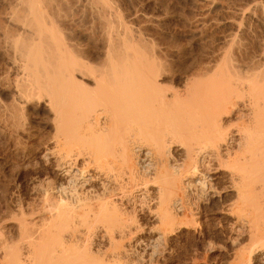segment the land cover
<instances>
[{"label": "bare ground", "instance_id": "1", "mask_svg": "<svg viewBox=\"0 0 264 264\" xmlns=\"http://www.w3.org/2000/svg\"><path fill=\"white\" fill-rule=\"evenodd\" d=\"M3 1L13 106L0 135L20 134L29 112L47 116L51 136L25 156L42 173L31 197L6 200L18 237L0 225V264H144L215 223L234 248L229 264H264V64L236 63L232 43L172 86L165 55L113 0ZM245 8L241 19L254 17ZM89 13L97 58L75 37Z\"/></svg>", "mask_w": 264, "mask_h": 264}, {"label": "rangeland", "instance_id": "2", "mask_svg": "<svg viewBox=\"0 0 264 264\" xmlns=\"http://www.w3.org/2000/svg\"><path fill=\"white\" fill-rule=\"evenodd\" d=\"M113 1L119 8L118 11H121L120 14H122L125 22L129 26L142 28L143 37L151 42L150 44L156 48L157 52L162 56L165 55L167 67L170 66L167 68L168 72H166L167 76L169 75L167 81L170 82L168 83L170 85L173 83L172 86H181L183 84L182 79L194 77L203 65H215L214 63L220 60L222 54L230 48L232 43H234L231 47L234 51L233 56L236 63L248 66L264 64L262 63L264 60V28L260 23V16L264 12L261 9L264 8V0H257V2L256 0ZM210 1L218 5L219 8L213 9ZM3 2V0H0V7L3 6ZM249 5L253 8L251 10H253L254 17L241 19V12L238 11L240 9L241 11L244 10L245 7V9L250 8ZM256 5L261 8H255ZM90 17L92 18V14H87L85 30L80 29L75 37L77 41L81 40L79 43L83 47H87L90 56L93 55L92 57L97 58L103 46L97 40L99 24L93 22V18ZM239 22H242V25ZM228 23L240 24L241 27L239 25V27L234 28L229 26ZM3 47L4 45L0 49L4 50ZM263 68L260 71H263ZM12 83L13 75L10 69L9 57L0 52V117L8 107L13 106L12 99L5 95L7 90L11 88ZM8 103L11 104L8 105ZM23 114H26V116ZM22 115L26 119L21 117V124L24 125L22 126L24 129L19 132L21 135L13 134L12 136V133L10 134V131L7 130H5L6 134L1 132L0 135V223L8 215L6 212V216H4V213L7 211L6 200L9 199L10 195H14L17 197L16 199L22 201L31 197L33 184L42 173L34 164L32 166L29 164V162H32L33 157L25 160V156L30 157L29 154L33 150H38L39 144H44L51 136V130L44 126V123L48 121L46 115L37 116L29 112L21 113ZM0 123L3 124L4 122ZM3 126L0 125V129H3ZM19 143L21 146L18 145ZM18 147H22V149L17 150ZM220 204L218 203L216 207H219ZM206 205H210V203L208 202ZM8 219L9 217L5 219V221L7 220L5 223L2 222L3 225H0L2 228L4 227L6 234L12 231L11 236H15V239H17L16 223L8 221ZM215 224L217 225V223ZM216 225L202 229V238L198 241L195 240L196 238L188 237L187 233H183V237H177L178 240L170 244L166 251L147 257L144 264H189L187 258L190 259L196 255L199 257L200 264H218L220 261L219 264H229L230 261L232 263L234 248L229 243V234L227 230L218 228ZM203 259L204 262H202Z\"/></svg>", "mask_w": 264, "mask_h": 264}]
</instances>
